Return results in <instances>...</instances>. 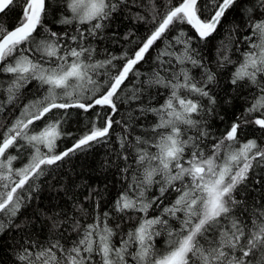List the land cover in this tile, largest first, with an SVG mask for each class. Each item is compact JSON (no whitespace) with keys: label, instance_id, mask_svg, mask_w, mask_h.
<instances>
[{"label":"snow or ice","instance_id":"snow-or-ice-1","mask_svg":"<svg viewBox=\"0 0 264 264\" xmlns=\"http://www.w3.org/2000/svg\"><path fill=\"white\" fill-rule=\"evenodd\" d=\"M13 9L12 28L0 20L12 264H264V0H0ZM127 20L143 35L121 34ZM98 146L119 177L110 201L64 169Z\"/></svg>","mask_w":264,"mask_h":264},{"label":"trees","instance_id":"trees-1","mask_svg":"<svg viewBox=\"0 0 264 264\" xmlns=\"http://www.w3.org/2000/svg\"><path fill=\"white\" fill-rule=\"evenodd\" d=\"M20 13L18 10L13 9L10 12L7 13L6 16L3 14H0V20H3L8 28H12L19 17ZM117 26L119 27V32L123 34L126 32L129 28L135 27V30L137 32V35H143L144 32V25L134 26L133 21L127 20L121 23L120 21H117ZM237 35H242V33H238ZM220 37H217V40H214L212 42L213 45H216L219 41ZM117 54L121 51V48L119 45L115 46L113 49ZM215 49L213 48L212 51L209 53L210 59L214 56ZM155 55V53H153ZM238 55H234L233 59H238ZM144 71L149 70V65H144L143 68ZM232 71V68L229 67L227 70H225L224 73H222L221 83L217 86L216 91L223 96L224 93H231V86L228 84V74ZM32 88V86H29ZM26 102V101H25ZM235 104L237 106V109H240L243 105V102L239 99L235 101ZM231 111V110H229ZM152 120V117H149L148 120L145 121V123H150ZM213 123L216 125L217 129L223 128V125L219 123V121H213ZM72 127L75 128V123L72 124ZM119 131V129H117ZM248 138H254L260 135L259 131H253L251 127H249L247 130ZM71 140L66 141L65 145L67 146L71 144ZM108 152V148L106 146H98L91 150L87 156H78L74 158L71 162L66 164L64 166L65 171H71L73 168L75 169V173H83V178L87 179L90 184L98 185L101 189L105 184L108 185L109 189V195L106 197L109 201L113 196L116 195L117 188L119 187V177L113 175V170H106L101 167L103 161L106 158V153ZM79 179V178H77ZM53 184H56L58 186V181H52ZM56 195L54 192H49L47 189L41 194L42 198L39 202V207L45 208L48 206L50 197ZM63 202V201H62ZM87 206V205H86ZM37 207V204L34 202L32 205V208L28 209L24 215H30ZM88 222H91V217L88 218ZM129 225H124L125 228H127ZM15 235V233H13ZM16 239L19 240L20 237L17 235ZM15 241L11 239L8 233H5L3 236H0V264H12V251L10 249V245L14 244Z\"/></svg>","mask_w":264,"mask_h":264},{"label":"bare ground","instance_id":"bare-ground-1","mask_svg":"<svg viewBox=\"0 0 264 264\" xmlns=\"http://www.w3.org/2000/svg\"><path fill=\"white\" fill-rule=\"evenodd\" d=\"M252 138V137H251Z\"/></svg>","mask_w":264,"mask_h":264}]
</instances>
